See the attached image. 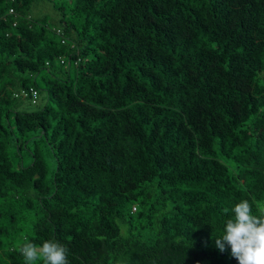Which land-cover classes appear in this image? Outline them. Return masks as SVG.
<instances>
[{"label": "trees", "instance_id": "16d2710c", "mask_svg": "<svg viewBox=\"0 0 264 264\" xmlns=\"http://www.w3.org/2000/svg\"><path fill=\"white\" fill-rule=\"evenodd\" d=\"M39 1L0 0V264L46 239L71 264H237L214 238L264 206V0H70L58 29Z\"/></svg>", "mask_w": 264, "mask_h": 264}, {"label": "clouds", "instance_id": "9594fccd", "mask_svg": "<svg viewBox=\"0 0 264 264\" xmlns=\"http://www.w3.org/2000/svg\"><path fill=\"white\" fill-rule=\"evenodd\" d=\"M224 211L230 215L214 238L219 252L230 250L237 264H264V208L254 211L252 202L241 199ZM19 252L24 264H71L70 249L56 239H46L39 245L26 241Z\"/></svg>", "mask_w": 264, "mask_h": 264}, {"label": "rangeland", "instance_id": "374dc122", "mask_svg": "<svg viewBox=\"0 0 264 264\" xmlns=\"http://www.w3.org/2000/svg\"><path fill=\"white\" fill-rule=\"evenodd\" d=\"M71 7L70 0H40L32 10V15L35 18H44L47 20L48 25L52 29H58L60 27V21L64 18L68 21V12ZM64 8V9H62ZM56 67H60V61H55ZM42 77H50L48 74H41L37 80L39 87L44 89V83L42 82ZM47 102V93L44 90L40 91V98L36 105H33L31 102L22 101V110L25 111H36L41 109L46 105ZM264 208V206L262 207Z\"/></svg>", "mask_w": 264, "mask_h": 264}, {"label": "built area", "instance_id": "2783aa9c", "mask_svg": "<svg viewBox=\"0 0 264 264\" xmlns=\"http://www.w3.org/2000/svg\"><path fill=\"white\" fill-rule=\"evenodd\" d=\"M11 13H13V10H11ZM22 98H30L32 103H37L39 100V91L35 88L23 89L20 91V93L17 95Z\"/></svg>", "mask_w": 264, "mask_h": 264}]
</instances>
